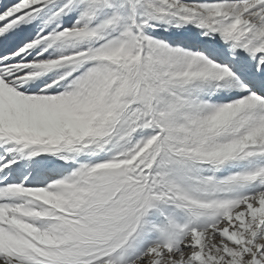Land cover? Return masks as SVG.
I'll return each mask as SVG.
<instances>
[{"label":"snow or ice","instance_id":"1","mask_svg":"<svg viewBox=\"0 0 264 264\" xmlns=\"http://www.w3.org/2000/svg\"><path fill=\"white\" fill-rule=\"evenodd\" d=\"M0 264H264V0H0Z\"/></svg>","mask_w":264,"mask_h":264}]
</instances>
